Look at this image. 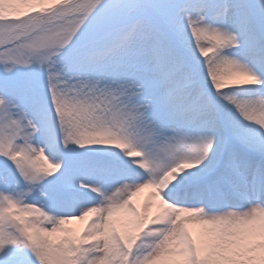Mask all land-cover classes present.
<instances>
[{"label":"snow or ice","instance_id":"snow-or-ice-1","mask_svg":"<svg viewBox=\"0 0 264 264\" xmlns=\"http://www.w3.org/2000/svg\"><path fill=\"white\" fill-rule=\"evenodd\" d=\"M0 264H264V0H0Z\"/></svg>","mask_w":264,"mask_h":264},{"label":"bare ground","instance_id":"bare-ground-1","mask_svg":"<svg viewBox=\"0 0 264 264\" xmlns=\"http://www.w3.org/2000/svg\"><path fill=\"white\" fill-rule=\"evenodd\" d=\"M144 194H141V197L143 196Z\"/></svg>","mask_w":264,"mask_h":264}]
</instances>
